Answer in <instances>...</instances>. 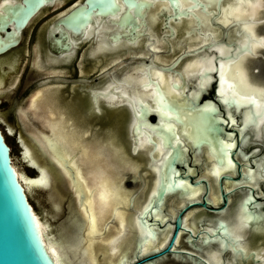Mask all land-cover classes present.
Returning <instances> with one entry per match:
<instances>
[{
  "label": "snow or ice",
  "instance_id": "1",
  "mask_svg": "<svg viewBox=\"0 0 264 264\" xmlns=\"http://www.w3.org/2000/svg\"><path fill=\"white\" fill-rule=\"evenodd\" d=\"M14 2L15 0H0V16L7 15L9 6ZM224 3L225 0H106L99 11L91 4L80 5V11L73 17V23L80 17H83V23L74 28L69 27L68 31L82 32L85 37L92 36L95 31L96 43L90 52L96 55L120 45V40L116 36L106 35L113 30L120 33L132 29L133 36H130L127 42L136 43L142 32L157 19L155 14H149L146 11L155 7L157 12L166 13L162 25V41L153 42L152 37H147L148 46L152 48L153 53H157L160 49L156 47V44L166 43L168 38L174 37L177 33V27L174 25L180 26L187 21L179 41L173 40V46L183 47L186 43L193 45L180 54L181 57L186 55L193 57L189 63L185 64L180 71L174 72L176 58H173L171 63L165 62L163 69H157L154 64L145 65L122 73L119 80L111 77L109 82L91 91L92 103L89 110L98 112L96 102L100 100L112 105L126 104L131 108L132 149L135 151L150 147L152 150L148 153L151 157L150 163L156 165L154 168L158 176L156 183H159L161 188L158 194L154 183L148 196L150 200L156 202H159L162 195L172 188H182L184 190L182 196L196 195L187 180L173 179L178 176V173L171 167V162L185 159L187 152L184 146L185 140L190 141L194 149L192 154L194 163H200L201 148H207L205 154L211 162L207 171L217 179L221 171L238 167L237 163L233 162L232 155L245 161L255 155V159L251 161L255 167H249L240 177L244 183L251 182L245 189L244 198L234 205L233 209H227V206L219 209L220 216L209 221V226L205 232L201 233L200 240V246L216 242V250L206 253L212 257L215 264H243L245 259L254 255L258 262L264 261V248H260L257 253L250 250L246 244L248 230L264 231V192L259 190L264 185V148L260 146L264 143V99H258L255 94H240L236 91L235 85L226 79V75L229 66L235 64L241 56L255 55L252 51L253 47L257 45L264 47V43L257 41L256 37L251 35L253 26L258 23L254 19L256 9L262 5L253 0H242V3L235 5L237 9H243L247 16V19L243 21L247 34L242 40L233 42L226 39L229 26L227 20L220 21L226 26L221 37L213 38L216 29L212 21L219 20L226 14L221 7ZM249 10H251L250 15ZM105 15L106 21L101 19ZM92 17L96 18L98 26L88 23ZM132 20L135 21V25L130 23ZM237 21L241 22L239 16ZM69 41L74 43L71 36ZM70 52L71 48H69ZM69 53L61 52V55L65 56ZM149 59H154L153 55L150 54ZM112 65L109 67L114 71L121 66V62L114 60ZM101 71L105 76H110L109 71L104 69ZM165 71L168 72L167 77L164 75ZM239 71L237 68V74ZM191 80H195V87L188 90L187 86ZM213 80L217 82L215 94L224 106L223 115L212 104L197 102ZM261 92H264V89ZM32 100L40 103L41 94L37 93ZM49 106L51 107V112L47 113L49 120L55 126L64 128L63 139L70 147L80 152L82 164L90 165L91 160L95 159L92 156V148L98 141L84 127H77L76 121L67 119L66 108L60 107L55 101H51ZM241 110L243 114L238 122L234 112ZM61 112L64 116L57 120L56 117ZM149 113L157 114V124L153 125L145 118ZM225 126L234 128L235 131H225ZM153 136L156 137L155 140ZM41 139L46 142L48 151L57 163L66 168L69 157L65 155L63 148L51 136H41ZM249 144L256 146L252 147L251 151H245ZM152 153H159V155L154 156ZM166 163L170 175L166 174L165 180L160 181L159 172ZM72 169L75 170L74 176L67 168L66 174L73 180L74 191L78 197L77 202L85 206L84 215L89 219L90 230L94 232L95 218L91 216V209L87 207L90 201L82 194L84 189L79 168L73 164ZM188 171L191 172L192 169ZM229 179L230 177H225L226 182ZM101 183L106 186L108 181L101 179ZM253 188L257 189L262 199H257L256 194H253ZM223 191L230 190L225 188ZM87 195L91 196V193ZM230 212L234 214L229 215ZM147 215L155 216L157 220L161 219L158 209L147 202L136 214L133 227L140 233L142 240L147 237V240H143L145 244L148 241L154 242L155 229L154 225L149 226L144 219ZM225 216L228 218L225 219ZM200 246L197 250H201ZM224 250L231 251V257L226 262L223 259H217L222 256ZM112 252L117 253V247H113ZM120 264H123V257ZM196 264H204L203 258L197 260Z\"/></svg>",
  "mask_w": 264,
  "mask_h": 264
},
{
  "label": "flooded vegetation",
  "instance_id": "2",
  "mask_svg": "<svg viewBox=\"0 0 264 264\" xmlns=\"http://www.w3.org/2000/svg\"><path fill=\"white\" fill-rule=\"evenodd\" d=\"M21 0H15V2H20ZM73 5H84V0H45L44 3L41 4V6L38 8V13L41 11L47 12L46 17L42 19H36L35 15H32L25 23L23 27L20 28L17 36V41L15 42L14 45L10 46L8 49L0 53V57L2 55H9V56H18V71L15 73L16 76L14 80L10 83L8 86L13 87L17 81V76L18 73L21 69V66L23 64V60L27 58V55L30 54L31 60L29 62L28 67L26 70L27 72L30 73L31 75L34 72H39L43 71L45 75H43L37 84L32 88V91L28 94L30 97L31 93L36 92L37 89L40 87H43L44 85H48L51 82L56 83V82H61V84L66 85V87H72L74 90V95L77 98V102L79 103L80 101L86 102V107L83 108L84 112H88L89 105L87 103V98L89 97V101H91V98L89 93L87 92V88L95 90L99 88L101 85L106 84L109 82L111 77H115L117 80L121 78V74L125 73L128 70H131L133 68H140L142 66L141 63L138 61L131 60L133 57H139V56H150L153 55L154 59L153 61L156 63V65H163L165 66V62L170 63L173 58L175 57V51L171 52L168 50V52L165 51V46L164 42H159L157 43L156 47L160 49L159 52L153 53L151 47L148 46V41L142 37L143 42L140 46L135 45V43H128L126 42V46H122L120 44V47L115 48L117 49H106L108 52H101L99 54L93 55L90 52V49L95 46L96 43V33L93 31L92 36L90 37H85L83 33L81 36L72 38V41L74 43L70 42L69 48H71V53L68 55H65L64 58L66 62L69 60V62L65 64H61V66H57L58 68H63L68 67L69 64H71V61L74 65L75 59L79 61L78 67H79V72L76 74L74 77H68L65 74H62V77H51L50 78V69L53 70L54 68L49 67V64H52V66H56L53 64L52 59H56L58 56H61V51L56 52L49 48L48 46V28L49 26L62 14L65 12H68L70 9L74 8ZM36 12V13H37ZM44 16V15H43ZM42 16V17H43ZM41 17V18H42ZM96 24V22H95ZM94 24V26H95ZM44 27L43 32L42 29ZM157 39L156 41H162L160 37L156 36ZM153 38V37H152ZM39 41V42H36ZM147 41V44H146ZM38 43V46H35V43ZM154 42V41H153ZM40 43V44H39ZM42 46V48L40 47ZM35 46V47H34ZM130 46V47H129ZM123 47V48H121ZM128 47V48H127ZM39 49L40 53V62L37 60V51L35 49ZM148 48V49H147ZM64 53H68L69 49L67 50H62ZM60 53V54H59ZM59 54V55H58ZM123 55V57H122ZM158 56V57H157ZM160 56V57H159ZM163 56V57H162ZM258 56V57H262ZM257 57V58H258ZM158 58V59H157ZM193 59V57H189L187 60ZM122 59L125 63L121 65L118 68H115L114 71L111 70L109 67L112 65V61L116 60L119 61ZM44 62V63H42ZM252 61H250L249 68L252 67ZM1 63V68L5 69L6 71V66L7 63L0 61ZM37 63V64H35ZM48 63V64H47ZM189 63V62H187ZM175 69L181 70L182 69V64L179 62L174 66ZM81 69V70H80ZM102 69L107 70L110 72V76H105L104 73L101 71ZM158 69V68H157ZM257 67L251 68L250 72L252 75V72L257 71ZM65 70V69H64ZM74 70V69H73ZM3 71V72H4ZM26 72V71H25ZM168 75V72L165 71ZM164 72V73H165ZM165 73V74H166ZM249 74V73H248ZM28 75V74H27ZM102 76V77H99ZM253 76V75H252ZM76 77H84L86 79L92 80L88 84H79L77 82H70V79L76 78ZM48 78L45 82H41L42 79ZM55 82H54V81ZM252 81V80H251ZM258 83V82H257ZM260 84V83H258ZM261 84H263L261 82ZM264 85V84H263ZM215 81H212L211 84L209 85L208 89L202 93V95L199 97V102L204 101H213L217 108L219 109L220 113L223 115L224 112V106L223 104L218 100L216 94H215ZM8 87H6L8 89ZM161 87H163L161 85ZM188 90H192L195 87V80H191L188 83ZM4 90V89H3ZM1 92V91H0ZM27 95V96H28ZM26 96V98H27ZM34 94H32V97ZM87 97V98H86ZM92 103V101H91ZM97 107L100 110V116H98L97 112H92L94 115V120L97 123H102L103 125L110 124L111 127H113L112 131L115 132V135L118 137L120 142L122 141V144H124L125 149L127 152L130 153V158H131V167L128 169H121L120 167H115L114 171L119 172L121 174V177H123V173L126 172L124 175V182L125 179L128 175H137L139 176V180L137 181V186L135 187L134 190L130 191L128 189V201L129 197H135V203L138 202L136 205L135 203L133 204L132 208H140L142 205L147 201L148 199V193L152 191L153 184H157V172L154 171V168L156 165L150 163L151 157L149 156V152H151V148L148 147L146 149L142 150H133L132 149V138L130 135V125H131V120H132V110L131 108L128 107L126 104H109L103 100L97 101ZM112 110H115L116 113H112ZM95 113V114H94ZM103 115V116H102ZM235 118L239 122L242 118V111L241 112H234ZM103 118H102V117ZM18 117V116H17ZM146 118L150 122L158 123V117L156 113H149ZM19 120V119H18ZM98 120V121H97ZM43 122V121H42ZM45 124V122H44ZM46 126V124H45ZM47 129L45 130H38L46 133L48 131V127L46 126ZM37 130V129H36ZM225 131H235L234 128L225 126ZM238 136V133H237ZM156 137L153 136V140H155ZM184 146L187 148V152L185 153V159L183 160L185 163L179 162L175 164V169L176 172L178 173L177 177H173L175 179H184L187 180L189 184L192 185L193 190H195L196 195L195 196H182L181 192L179 194V191L176 190L174 193H167L164 196V199L162 200V203L158 205L159 208H161V219L157 220L155 216L149 215L146 216V221L148 223H154L155 220V229L159 233L158 235V240L161 241L164 237L167 238L166 243L164 244L163 247L158 248L156 251H153L149 253L148 255H152L156 252H160L164 249H168L167 251H163L159 255L156 256H151L150 258H147L146 260H143V263L150 262V259L155 260L156 262L159 260V256H167L168 259L170 260H183L181 258H172L171 254L173 253H178L175 251L182 252H188L187 255L189 256V259H186L187 264H191L192 262L194 263V260H200V258H203L204 252L198 249V242H200L201 238V233L205 232L206 229L209 226V221H212L216 219L218 216H220L219 209L225 208L227 206V209L232 208L234 203L238 200H241L246 192L245 189H247L250 186L249 183H244L240 180L241 174L243 172H246L249 167H255V165L251 162L255 159V155L249 158V160H241L239 157L232 155L233 162L237 161L238 167L236 169H229L227 171H221L219 175V179H216V177H213L207 169L210 166V161L208 159V156L205 154L207 151L206 147L201 148V155H200V163H194L192 154H193V147L190 141L185 140L184 141ZM256 146L255 144H249L246 146L245 151H251V148ZM262 148H264V144L262 143L260 145ZM140 154V155H139ZM154 156H158L159 153H152ZM137 159V160H136ZM145 159V160H144ZM140 160V162L138 161ZM139 162V163H138ZM137 165V166H136ZM135 166V167H134ZM32 167V166H31ZM119 168V169H118ZM33 169V168H32ZM152 169V170H151ZM192 169L191 172L188 170ZM34 170V169H33ZM121 170V171H120ZM127 170V171H126ZM136 171V172H135ZM152 172H153V177H152ZM35 174V171H34ZM33 174V175H34ZM223 174H227L231 176V179H229L227 182L225 181V178L222 177ZM204 175V176H203ZM134 178V176H132ZM207 180H206V179ZM122 180V179H121ZM215 180V182H214ZM132 181V180H131ZM235 183V184H234ZM67 185V184H66ZM210 186V187H208ZM68 187V186H67ZM208 188H210L211 192H208ZM229 189V192L223 191V189ZM200 189V190H199ZM260 190L264 192V186L262 185L260 187ZM141 191V192H140ZM237 193V197L235 200L232 202L231 206L227 205L228 202V197L230 192ZM253 194H256L257 199H262L258 193L257 189L253 188L252 189ZM139 193H141L139 195ZM215 193V194H214ZM179 194V195H178ZM212 194H214L217 198H215V201H209L212 197ZM226 194V199H224V195ZM141 196V197H140ZM197 196V197H196ZM219 197V198H218ZM189 198V199H188ZM210 198V199H209ZM182 201H181V200ZM178 201V203H176ZM213 202V203H212ZM218 205H213L214 203H217ZM201 203H204L202 205ZM199 206L203 211H198L199 213H194V210L192 207ZM129 213H132L134 215V209H129L127 208ZM207 214H206V213ZM195 215L193 219L191 220V215ZM209 214V215H208ZM230 215V213H229ZM176 216L180 217V225L178 227L175 226V218ZM183 216L187 217L185 221L183 220ZM165 218V219H164ZM197 218V220H196ZM225 219L228 218V216L224 217ZM134 219V218H133ZM164 219V220H163ZM199 220V221H198ZM191 221V222H190ZM195 222V224H194ZM192 223V224H190ZM192 225V226H191ZM190 226L193 228H190ZM202 229V230H201ZM203 231V232H202ZM251 231H247L246 238L249 242V238L251 234ZM169 234V235H168ZM177 241H175L176 235ZM260 234V233H259ZM132 235H135L132 233ZM199 235V236H198ZM255 236L252 238V242L255 240L256 244V249L260 247V236L258 237V234H254ZM253 236V235H252ZM258 237V238H257ZM180 243V244H179ZM248 244V243H247ZM250 247V246H248ZM136 248V246H135ZM255 247L253 251H256ZM135 251V249H134ZM134 251L131 256V258L134 256ZM201 251V252H199ZM229 250H226L223 253V257L225 262L230 258L229 257ZM227 254L228 259L225 258V255ZM147 255V256H148ZM146 257V256H145ZM130 259V258H129ZM143 259V258H142ZM227 259V260H226ZM204 260V259H203ZM185 261V260H184ZM141 262V263H142ZM161 262V259L159 260Z\"/></svg>",
  "mask_w": 264,
  "mask_h": 264
},
{
  "label": "bare ground",
  "instance_id": "3",
  "mask_svg": "<svg viewBox=\"0 0 264 264\" xmlns=\"http://www.w3.org/2000/svg\"><path fill=\"white\" fill-rule=\"evenodd\" d=\"M253 2H256L259 4L261 3L260 0H253ZM238 3H242V0H227L222 5V8L224 9L226 14L220 17L219 23H221L220 22L221 20H227V21H229L230 19L237 20V16H239L241 22L237 21V25L231 27L230 32L232 36H234L237 40H242L244 38V35L247 34L245 32L244 23H243V21L247 19V16L244 14L243 9H237L235 7V5ZM261 5L262 6L256 9L254 19L260 18L256 16L258 15V13L262 18H260L259 21L257 20L258 23L256 24L264 23V16L262 15V11L264 9V0ZM155 9L156 8L153 7V8H150L149 10L153 11ZM227 13H231V14L228 15ZM44 14L45 12L41 11L38 14H36L35 17L36 19H40ZM248 14L249 15L251 14V10H249ZM92 20L94 23L96 22L95 26H98V21L96 20V18L92 17ZM158 23H159L158 19H156L155 23L152 22L149 25L150 31H149V28L145 29V32H147L150 37H153L154 42H156V39H157L156 37L157 35L155 31L157 29ZM186 24H187L186 22L183 23V27ZM256 24L252 28L251 35L255 36L257 41L264 43V31L261 30L262 25H260V28L258 29L259 30L258 33L260 34H257L255 30ZM175 27H177V33L178 32L181 33L180 26H175ZM214 28L216 29V32H215V37L213 38H216L219 33V28L218 27H214ZM43 30H44V27L41 32H43ZM234 31H236V34H234ZM177 33L173 40L179 41L180 35L179 33L178 34ZM153 34L156 36H153ZM142 37L136 41L135 45L140 46L142 44L143 42ZM36 42H39V41H36ZM122 43L123 42L120 41V44ZM37 44L38 43H35V46H38ZM126 45L128 44L125 43L124 46ZM187 45H191V44H187ZM40 47L42 48L41 45ZM118 47H120V45H117L116 48ZM41 48L35 49V51H37L36 57L39 62L41 58L39 49ZM173 49L174 50L172 52H174L175 49H181V48L177 45ZM263 49L264 47L257 45L252 48V51L255 53V55H243L240 57L239 60L236 61L235 64L229 66V71H228V74L226 75V79H228L229 81H231L232 84L235 85L236 91H238L240 94H255L258 99H264V92H261V90L264 89V85L262 86L261 84H257V83L255 84L253 81H251V78L249 76L250 74H248V71L246 70V67L244 65L245 64L244 62L250 64V61L254 60L259 55H262ZM116 50L117 49H115V51ZM169 50H172V49H169ZM106 51L107 50H104V52ZM107 53H111V52L107 51ZM17 58H18L17 55H14L13 57L9 55H6V56L2 55L0 57V61L7 63L6 71L4 72L0 71V91H3V89L8 87L10 83L14 80L16 76L15 73L18 71V68H19V65L17 63L18 62ZM191 60L192 58L188 60V62H190ZM52 62L56 66H52V64H49V67L54 68L53 70L50 69V71L52 72L50 74L51 75L50 78L54 76H57L59 78L62 77L61 75L65 74L66 70H64L63 68H58V67L61 66V64H65L69 62V60L66 62L64 56L61 55V56H58L55 60L52 59ZM237 68H239L240 70L238 74L236 72ZM165 73L164 75L165 77H167V73L166 74ZM37 93L41 94L42 100L40 103L34 102L32 100V94H34L35 96ZM51 101H55L60 107L66 108L68 110L67 119L76 121L77 127H84L85 130H88L90 134L95 138V140L98 141L97 143L94 144L92 148V156H94L95 159L91 160L90 165L82 164L80 152L70 147L69 144L63 139L64 128L55 126L49 120L47 113L51 112V107L49 106ZM91 101H92V98H91ZM91 101H89V97H88L87 103L89 106L91 105ZM26 105L27 106L25 108H30L32 109L33 112L37 110L38 113L41 110V109L39 110V108H43V111L45 113V115H43L45 117V121L44 119H42V121L45 122L46 126L48 127V131L46 133L42 131L40 132L38 130L32 129L33 127L31 128V126L29 127L28 130L30 131L35 130L36 136L34 135L35 136L34 142L37 143L41 152L47 156V158L52 163V165L55 167V169L63 176L64 181L66 182L68 186L69 192L72 195L75 210L78 214V217L80 218L79 220L80 224L77 226V228L80 231V240H81L83 254L85 258V260L81 262L80 264H120L121 257H123V264H126V261H128L129 258L131 259L132 255L130 257H127V252H124L123 251L124 248L123 249L121 248L126 243L125 241L128 242L129 239L128 240L126 239H127V235L130 232L131 234L134 233L136 237L138 236V238H136L137 240H136V248L134 251V256L132 257L135 260L137 259L138 256L149 253V252L156 251L158 248L161 247V245H164L167 241V238L164 237L161 241H159L158 232H156L154 235V238H153L154 242L148 241L147 244L143 243V240H147V237H144L142 240L140 233L136 231L133 227L135 219H133L132 213H129V211L127 210L129 191L126 188H124V186L122 185L121 174L119 172L114 171L115 167H120L121 169H128L132 165L131 164L132 160L130 158V153L126 151L124 144H122V141L120 142L118 137L115 135V132L112 131L113 127H111L110 124L103 125L102 123H97L94 120V115L92 111L89 110L88 112H84L83 108L86 107L87 105L86 102L80 101L78 103L77 98L74 95L73 88L69 86L66 87V85H63V84L57 85V86L55 85L45 86L44 85L43 87H40L39 89L36 90V92L30 94V97L28 98ZM18 112H21V111L17 110V113ZM23 115H24L23 113H20L21 119L19 120L26 125V121L24 122L23 121L24 118H22ZM62 116H64L63 112H61L60 115L56 117V119L58 120ZM28 125L29 124H27V126ZM8 130L9 132H12V129L10 127H8ZM31 135L32 134H30V136ZM41 136H51L52 139H54L58 143V145L61 148H63L65 155L69 157V161L66 165V168L68 171L72 173L73 176L75 174V170L72 169V165L75 164L76 167L79 168L80 180L82 181V188L84 189V192L82 194L85 196L86 199L90 201L87 207L91 209V216L95 218V231L94 232L90 230L89 219L85 217L84 215L85 206L77 202L78 197L76 195V191H74L73 180L70 179L69 175L66 174V168L62 167L59 163H57V161L54 159L52 154L48 151L46 147V142L43 139H41ZM16 138L20 146L19 148H20V154H21L22 159L25 160V162H27L29 166H32V168L35 171V174L33 177H27L12 162L15 176L18 179L23 191L26 192L25 189L30 190L32 189L33 186L49 187L52 181V176L48 170L47 165L43 161L40 160V158L34 152L32 144L27 139H25L26 137L24 138L18 132L16 135ZM85 139L87 140L88 138L86 137ZM82 143L83 142H81V144ZM138 161L140 162V160ZM81 168L83 170H81ZM152 177H153V172H152ZM101 179H106L108 181L106 186L101 183ZM208 192L209 193L211 192L210 188H208ZM87 193H91V196H88ZM214 194H212L211 199L209 198L210 199L209 201H213V202L215 201V198L217 197ZM134 198L135 197L133 196L132 201H131L132 206L135 203ZM57 201H58V198H55V200L52 201L54 206H56ZM176 203H178V201ZM28 207L32 213L33 219L35 221L36 227L40 234V237L43 242L46 253L49 259H50V256L53 257L54 259L52 260V264H67L63 260L62 251L56 245V243L53 240H51V237L47 230L48 229L47 224L45 223V221L34 210L32 204H29ZM186 218L187 217L183 216L182 221H185ZM121 223H123V228H121ZM148 225L149 226L155 225V220L153 224L148 223ZM191 226L190 228H192ZM126 231H128L129 233H125ZM248 231H252V229ZM255 233L258 235H261L260 236V247H258L257 249L255 247L256 251H254L258 253V250L260 248H264V243H262L264 242V235H263L264 231L256 229ZM178 235L179 234L176 235L175 241H177ZM247 243L248 241H246V244ZM198 246H200V242H198ZM113 247H117V253L115 254L112 252ZM200 247H201V251L204 252V256H203L204 264H215V261L212 259V257L207 255L206 253L213 252L216 250L217 248L216 242H211L207 246H200ZM225 251L226 250H224V252ZM223 253H222V256L217 257V259H222ZM229 257H231V251L229 252ZM254 257L256 258L255 255ZM150 260H151L150 262L140 263V264H157L156 259L155 260L150 259ZM197 260H194L195 261L194 263H196ZM255 261L257 262V259ZM260 262H261L260 264H264V261H260ZM243 264H252V263L250 262L249 258H247L243 261Z\"/></svg>",
  "mask_w": 264,
  "mask_h": 264
},
{
  "label": "water",
  "instance_id": "4",
  "mask_svg": "<svg viewBox=\"0 0 264 264\" xmlns=\"http://www.w3.org/2000/svg\"><path fill=\"white\" fill-rule=\"evenodd\" d=\"M45 0H21L20 2H14L12 5L9 6V11L7 15L0 16V53L8 49L10 46L14 45L17 41L18 32L21 27H23L26 23V21L34 14H38V8L41 6L42 3H44ZM227 0H225L226 2ZM106 0H84V4H91L94 7L97 8V11H99L100 6L105 3ZM223 5V4H222ZM222 7V6H221ZM80 11V7L77 6L75 8L70 9L68 12H65L57 18L48 28L47 36H48V46L52 50L59 52L62 50L69 49L70 41H69V35L72 36V38H76L81 36L82 32L79 31H71L69 32V27H76L78 24L83 23V17H80L79 20L75 21L73 23V17L76 16V14ZM149 14H155L158 19V25L157 29L155 31L156 35L161 38L162 40V32H163V19L166 16L165 12H157L156 9L153 11H150L149 9L146 10ZM37 12V13H36ZM107 15V14H106ZM106 15L102 16L101 19L106 21ZM24 16V19L22 22H19V17ZM153 23L156 22V20L152 21ZM187 23V21H184L183 23ZM229 26L227 27V37L226 39L231 40L233 42L237 41V39L232 36L230 29L231 27L237 25V20L230 19ZM88 23L94 25L92 19L88 21ZM133 25H135V21H130ZM183 23L180 25L181 33H179L180 37L183 33ZM212 24L214 27L219 28V33L216 38H220L223 31L225 30V25L219 23V20H213ZM109 27H112V25H109ZM175 27V25H174ZM15 28V31L13 29ZM145 32V30H144ZM132 29H128L127 31H123L120 33H117L115 30L112 32L106 33L108 36H116L117 39L122 41V46L128 41L129 37L132 34ZM177 33V34H178ZM148 34V33H147ZM234 34H236V31H234ZM176 36V35H175ZM174 36V37H175ZM168 38L166 43L169 45L167 46V49H165L166 52H168L169 49L171 52L175 48L173 46L172 38ZM165 46V42H164ZM193 47L191 45H183V47H180L181 49H175V57L176 63H181L182 68L184 65L188 62V58L190 56H183L181 57V53L185 51V49ZM202 55V54H201ZM261 56V55H259ZM138 61L142 64L141 67L145 65H155L158 69H163V65H156V63L153 61V59H149V56L143 57V56H137L133 57L129 60ZM121 65H123L125 62L120 59ZM173 61V60H172ZM171 61V62H172ZM170 62V63H171ZM174 65V66H175ZM112 67H115L112 65ZM173 71H179L175 68H173ZM102 77V76H99ZM48 78H44L41 80V82H45ZM92 80L86 79L84 77H76L73 79H70V82H77L79 84H88ZM215 85H216V80ZM93 91L92 89L87 88V92L89 93V96L91 97L90 93ZM92 98V97H91ZM219 100V99H218ZM220 101V100H219ZM199 104H212L215 108H217L216 104L213 101H202L199 102V98L197 101ZM218 109V108H217ZM242 114H243V110ZM240 111V112H241ZM99 112V111H98ZM148 115V114H147ZM146 115V116H147ZM146 118V117H145ZM147 119V118H146ZM148 120V119H147ZM149 123L155 125L156 123L150 122ZM134 131V129H132ZM10 149L9 146L6 144L4 140V136L1 133L0 129V264H52L53 257L50 256V259L46 253V250L44 248L43 242L41 240L40 234L38 232V229L36 227L35 221L33 219L32 213L29 209L30 202L28 201V197L26 195V192L23 191L18 179L15 176L11 156L9 153ZM207 152V151H206ZM179 160L172 161L171 167L175 169V164H177ZM182 162V161H180ZM183 163H185L183 161ZM234 163H237L235 161ZM176 170V169H175ZM167 175H170L168 173V165L167 163L163 166L162 170L159 172V180L164 181L165 177ZM222 177H230V175L223 174ZM175 179V178H173ZM58 183V185H62L60 182L55 181ZM64 187V186H63ZM156 187L159 190L161 188V185L159 183L156 184ZM65 189V187H64ZM176 190L179 191V194L183 192L184 190L182 188H172L167 193H174ZM164 193L159 200V202H156L154 200H150L149 197L147 199V203L151 204L153 207H156L158 209V213L161 215V208L158 207L159 204L162 203V200L164 199L165 194ZM178 194V195H179ZM224 199H226V194L223 196ZM244 198V197H243ZM242 198V199H243ZM241 199V200H242ZM132 197H129L128 206L129 209H134V215L133 218L135 219L136 214L140 211V209L144 206V203L142 207L140 208H132ZM240 200L236 201L233 205H237ZM204 205V203H201ZM230 209H233L230 208ZM233 212H230V215H233ZM149 216V215H147ZM146 216L144 217V219ZM146 220V219H145ZM180 217L176 216L175 218V226L178 227L180 225ZM256 230V229H255ZM255 230H252L255 232ZM251 231V233H253ZM156 229H154V235L156 233ZM255 234V233H254ZM254 234L250 235L248 246L250 250L253 251L254 247H256V242H252V238L255 236ZM253 235V236H252ZM264 235V234H263ZM259 236V235H258ZM132 240H129L126 242L122 247L124 248V252H127V257H130L133 254V251L136 246V235L131 236ZM168 249H164L160 252H156L152 255H148L141 259L140 261L146 260L147 258H150L151 256H156L162 253L163 251H167ZM178 253L171 254L172 258H181L183 260L189 259L187 253L179 251H175ZM201 252V251H199ZM190 254V253H188ZM50 255V254H49ZM161 258V256H159ZM159 258V259H160ZM225 258H228L227 254L225 255ZM257 258H249L250 262L252 264H260L261 262H256ZM139 261L134 262L132 264H138ZM143 263V262H142ZM157 264H161L159 260L157 261ZM196 264V263H191Z\"/></svg>",
  "mask_w": 264,
  "mask_h": 264
},
{
  "label": "rangeland",
  "instance_id": "5",
  "mask_svg": "<svg viewBox=\"0 0 264 264\" xmlns=\"http://www.w3.org/2000/svg\"><path fill=\"white\" fill-rule=\"evenodd\" d=\"M260 2H261L260 4H262L263 0H260ZM46 15H47V12H45L44 16L40 19L43 20L46 17ZM262 15L264 16V9L262 11ZM256 16L262 18L259 15V13ZM260 18H256L255 20L259 21ZM23 19H24V16H21L19 17L18 20L19 22H22ZM260 25H262L261 30L264 31V23L256 24L255 30L257 34H260L258 33L259 31L258 29L260 28ZM131 36H133V33L131 34ZM142 36H144V38L148 40L147 37H149V34L143 31L141 34V37ZM153 36H156V35L153 34ZM173 39L174 38H172V41ZM146 44H147V41H146ZM167 46L169 47V45L165 43V49H167ZM262 55H263L262 57H258V58L256 57L253 60L252 67L250 68H249V64L244 62L246 70L250 74L249 76L255 84L257 82L260 84L262 82L264 84V49L262 50ZM30 60H31V56L30 54H28L27 58L23 60V64L18 73L17 81L15 85H13V87L10 86V88L8 87V89L5 88L3 91L0 92V129L4 136L5 142L8 144L10 148V156H11L12 162L21 172H23V174H25L27 177H33L34 170L21 157L20 148H19L20 146L16 138V135L18 132L24 138L26 137L25 139H27L32 144L34 152L37 154L40 160L43 161L47 165L48 170L52 176V181H51L50 186L49 187L33 186L32 189L30 190L25 189L27 193V197H28L30 204H32L34 210L40 215V217L47 224V228H48L47 230L51 237V240H53L56 243V245L60 248V250L62 251L63 260L67 264H80L81 262L85 260V258H84L82 244L80 240V231L77 228V226L80 224L79 222L80 218L78 217V214L75 210L72 195L69 192V189L66 185V182L64 181L63 176L55 169V167L49 161L47 156L41 152L37 143L34 142L35 141L34 138L36 136L35 130L36 129L37 130L46 129L44 122H42V119H44L45 121V117L43 116L45 115V113L43 111V108H39V110L41 109L39 113L37 110L33 112L32 109L25 108L27 106L26 104L29 98L28 94L32 91V88L37 84L39 79L43 75H45L43 71L34 72L32 75L28 73L27 72L28 70H26V68L28 67ZM78 63H79L78 59L77 60L75 59L74 65L71 61V64H69L68 67L66 68L64 67V69L66 70L65 75L68 77H74L76 74L80 73ZM254 67H257L258 69L256 72H252V75H253L252 76L250 70L251 68H254ZM4 70L5 69L1 68V63H0V71H4ZM50 73L52 72L50 71ZM50 84H48L47 86L61 85V82L59 81L58 83H52L51 85ZM263 84L261 85L263 86ZM26 96L28 98H26ZM17 110L21 112L17 113ZM20 113L24 114L22 118H24L23 119L24 122L26 121V125L22 123L20 120H18V119H21ZM112 113H116V111L112 110ZM97 114L98 116H100L101 114L100 110L99 112H97ZM27 124L29 125L27 126ZM30 126L31 128L33 127L32 129H35V130H32L33 132L28 130ZM8 127L12 129V132H9ZM27 130L30 132H28ZM30 134L32 135L30 136ZM81 170L83 169L81 168ZM125 174L126 172H124L122 175L123 176L122 185L124 186V188L126 189L129 188L130 191H132L137 186V181L139 180V176L128 175L124 182ZM132 176H134V178ZM55 181L63 184L65 189L62 185H58V183H56ZM140 194L141 193H139V195ZM52 195L55 198H58L56 206L53 205L52 201H54L55 198ZM236 197H237V193L234 194L233 191L230 192L227 205L231 206L232 202L235 200ZM135 204L137 205L138 202H136ZM213 205H218V202L214 203ZM192 209L194 210V213L197 212V209L198 211L204 210L199 206L192 207ZM195 215L193 214L191 215L190 217L191 220L193 219ZM125 233H129V232L126 231ZM130 235L133 236L130 232L127 235L126 240L128 239L132 240ZM121 249H123V247ZM149 253L138 256L136 260L133 258H131L130 260L128 259V261H126V264H132L137 261L141 263L142 261L140 260L144 258L145 256H147ZM251 258H254V256H252ZM160 259H161V264H187L186 260L176 261L178 260L176 259L173 261V260L168 259L167 256H163Z\"/></svg>",
  "mask_w": 264,
  "mask_h": 264
}]
</instances>
